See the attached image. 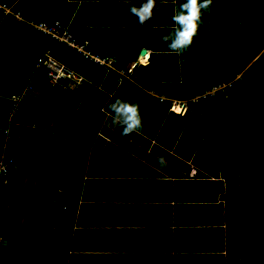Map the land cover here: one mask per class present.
Here are the masks:
<instances>
[{
  "label": "trees",
  "instance_id": "obj_1",
  "mask_svg": "<svg viewBox=\"0 0 264 264\" xmlns=\"http://www.w3.org/2000/svg\"><path fill=\"white\" fill-rule=\"evenodd\" d=\"M32 1L33 7L30 6ZM63 2L0 0V88L6 95L20 89L27 77L26 70L47 46L59 64L82 75L90 85V88L87 86L90 96L83 101L61 85H50L40 74L38 82L42 91L37 102L21 106L26 113L34 112V126L24 122L16 127L20 138L28 137L29 140H10L14 160L22 165L29 159V164L50 174L67 163L83 165L91 141L102 142L118 151L119 148L109 141L132 140L142 141V151L149 150L148 160L153 163L156 162L155 154L168 158L167 152L171 150L180 158L178 164L184 165L185 159L191 156L192 164L198 166L200 163L212 178L219 165L224 163L229 169L230 164L242 181V198L246 190L244 199L235 190L223 196L225 217L231 220L227 227L232 229L231 238L237 241V223L243 222L245 216L252 221L251 218L264 214V109L254 110L251 105L258 91L264 94V66L258 74L250 72L248 67L244 69L247 50L253 49L255 54L264 46V0H213L211 13L203 16L199 35L182 60L170 54L160 39L167 32L161 25L171 23L172 13H159L154 22H145V27L129 20L131 14L127 13L123 18L127 19L124 21L127 27L122 30L132 35L119 36L108 57L120 64L122 60H130L137 46L148 45L151 50L148 62L130 72L129 79L82 59L59 42L49 45L47 36L3 14V8H8L25 20L51 23L57 19L62 25L71 17L69 30L77 22L86 28H106L110 23L122 25L120 19L124 14L119 17L118 13L73 14L70 13L73 0H66L65 7L60 8ZM182 2L177 0V3ZM81 33L72 32L79 41L85 40ZM205 72L209 73L208 77ZM236 74L239 75L234 78ZM245 79L251 80L248 86ZM227 82L228 85L214 89L210 95L204 94ZM148 89L164 92L168 98L184 100L185 113L179 115L169 111L167 102L161 103L147 95ZM118 97L139 105L143 135L122 137L121 129L111 124L107 105ZM103 107L104 112L101 111ZM51 113L59 118L54 132L37 129L46 124V115ZM3 124L0 109V127ZM149 142L152 144L148 146ZM60 144L64 146L63 151L59 149ZM25 146L27 156L22 155ZM121 147L126 149L127 146ZM94 150H97L95 146ZM17 173L21 175L23 170L20 168ZM228 179H223L226 191L230 188ZM204 185L221 191L222 183L215 178L205 181ZM249 185L252 191L247 195ZM233 199L235 203L231 202Z\"/></svg>",
  "mask_w": 264,
  "mask_h": 264
},
{
  "label": "crops",
  "instance_id": "obj_2",
  "mask_svg": "<svg viewBox=\"0 0 264 264\" xmlns=\"http://www.w3.org/2000/svg\"><path fill=\"white\" fill-rule=\"evenodd\" d=\"M143 2L135 0L137 7ZM65 5L66 0L60 8ZM156 7L160 11L154 10L153 17L146 22H154L159 13H172V0L164 5L157 0ZM127 9L124 0H73L70 13H118V17L124 14L120 19L122 25L110 23L106 28H86L77 22L69 30V17L66 26L74 34L84 31L81 34L88 51L103 52L108 57L119 36L132 35L122 30L127 27L124 22L127 19H123L130 14ZM7 13L15 12L3 8V14ZM129 16V20L137 21V17ZM150 51L148 45L137 46L130 61L137 58L140 62L139 58L144 57L141 54ZM124 61L128 60L121 63ZM245 81L248 86L251 80ZM1 89L2 110L1 100L6 95ZM31 113L17 119L15 139L29 140L20 138L16 127L27 123ZM45 120L46 124L37 129L50 130L52 134L59 118L51 113ZM109 142L119 152L102 142L91 141L83 165L67 163L50 174L45 169H40L45 174L39 171L35 175V171L9 174L7 185L0 186V222L5 227L0 237L8 257V246L21 235L25 247L17 253L18 264H264V259L259 258L264 247L255 228L257 222L239 221L235 231L237 241L231 238L232 229L227 227L231 220L225 217L223 196L235 190L241 197L242 189L234 166H227L229 169L224 163L218 166L215 178L222 185L221 191H215L204 185L215 178L200 163L194 166L191 156L181 165L177 163L180 158L169 150L165 158L167 167L161 170L156 162L148 160L149 150L142 151V141ZM9 145L14 152L10 141ZM59 149L63 151L64 146L60 144ZM26 151L27 146L23 156H27ZM223 179L229 180L227 191ZM246 188L250 195L251 186ZM244 197L246 190L241 198ZM3 251L0 250L1 257Z\"/></svg>",
  "mask_w": 264,
  "mask_h": 264
},
{
  "label": "built area",
  "instance_id": "obj_3",
  "mask_svg": "<svg viewBox=\"0 0 264 264\" xmlns=\"http://www.w3.org/2000/svg\"><path fill=\"white\" fill-rule=\"evenodd\" d=\"M7 14H10L14 21H23L29 25L31 29L37 31L41 35L47 36L49 45H51L53 42H59L69 50L74 51L81 58L90 61L91 63L110 68L119 76L128 78V74L136 67L135 63L131 64L129 62L130 64H128V61H124L125 63L122 64L120 62V64H118L113 58L107 57L102 52L88 51L87 42L85 40H77L76 37L67 29V26L62 25L57 19H54L51 23H46L42 21L23 20L18 12ZM146 59H148L147 56L143 57L142 62H145ZM39 71H42V73L49 79L51 84H63L71 92L77 89L75 85L81 86L84 81L79 75H73L69 69L65 68L53 57H51L48 46L40 51L31 68L27 71L26 81L20 90L10 97H5L4 101L1 102V106L6 114V126L0 129V183L5 182V177L8 172L15 170L18 167V165L13 160L9 145L12 134L11 124H15L16 119H18L19 116L27 115V113L21 108V105L24 102H36V96L41 89L36 83L37 73ZM68 77L75 79V83L64 81V79ZM220 87L221 86L219 85L211 90H206L204 94L210 95L214 89L216 90ZM146 93L148 96L155 98L159 102L169 99L171 105L176 106L178 104L180 107H182L181 111L184 110V100L170 99L165 93L158 92L154 89H148ZM89 95L90 92L88 88L83 87L80 92V97H89ZM197 97L198 96H195L194 98ZM34 118V113H31L28 121L30 127L34 126Z\"/></svg>",
  "mask_w": 264,
  "mask_h": 264
},
{
  "label": "clouds",
  "instance_id": "obj_4",
  "mask_svg": "<svg viewBox=\"0 0 264 264\" xmlns=\"http://www.w3.org/2000/svg\"><path fill=\"white\" fill-rule=\"evenodd\" d=\"M117 2H118V0H117ZM124 2L126 4H128V9H127L128 12L131 15H134L135 17H137V24L141 27L145 24L146 21H148L150 18L153 17L154 10L156 12L160 11V8L156 7L157 0H144V2L139 7L136 6L135 0H124ZM167 2H168V0H159V3L161 5H164ZM212 3H213V0H183L182 3H177V0H172L173 10H172L171 16L169 17V19L171 20V23L161 25L162 28L167 29V32H166V34H164L160 37L161 41L166 45V48L170 54H174L179 59L182 60L184 54L188 52L191 45L193 44L194 39L199 35V29L204 24L203 16L206 13L207 14L211 13V7L210 6L212 5ZM8 15H10V14H8ZM23 20H25V19H23ZM26 21H28V20H26ZM18 22L25 23L23 21H18ZM50 55H51V53H50ZM142 55L144 57H146V56L148 57V59H146L145 62H142L143 61L142 58H139L140 62L137 60V58L133 59L132 61H130V60L128 61L131 64H133V63L136 64V67L133 70L137 69L140 66L145 65L148 62L149 53H142L141 56ZM51 57H53V56L51 55ZM31 66L26 70V73L31 68ZM67 69H69V68H67ZM69 70L71 71V73L73 75L74 74L79 75L84 80L81 86L75 85L77 87V89L73 90V92L69 91L67 89V87L63 84H51L49 79L42 73V71H39L37 73L36 83H37V85H39L38 78H39L40 74L44 75L46 77V79L49 81L50 85H61L63 89L67 90L71 94L76 95L79 100L86 101L88 96L80 97V92H81V89L83 87H87L86 86L87 81L85 80V78L82 75L73 72L71 69H69ZM64 81L69 82V83H75V79H73L72 77L65 78ZM219 85L221 86L220 88H222L224 85H228V82L226 84H223V83L218 84V86ZM40 88L41 89L36 96V102H37L38 96H40V93L42 91L41 86H40ZM220 88H218V89H220ZM18 91H16V92H18ZM16 92H14L10 95L5 94L6 95L5 97H10L13 94H15ZM4 98L1 100V102L4 101ZM170 99H172V98H170ZM163 102L168 103V110L169 111L174 112V113L179 114V115H182L185 113V107H184V110L181 111L182 107H180L178 104L176 106L171 105L169 99H167ZM163 102H161V103H163ZM24 103H27V102H24ZM24 103L22 105H24ZM28 103H30V102H28ZM35 103H30V104H35ZM2 110H3V116H4V124H3V126L0 127V129H2L6 126V114H5V111L3 108H2ZM107 110L110 113L111 124L116 126V127H119L121 129L120 135L122 137L128 136L129 134L143 135V120H142V116L140 114L139 105L137 103L129 102L127 100H123V99L118 97L113 102H111L107 105ZM101 111L102 112L105 111L104 107L101 109ZM16 121H17V119H16ZM15 126H16V123L11 124L12 134H11L10 140H13V132L15 130ZM11 154L13 156V152H11ZM13 160H14V158H13ZM15 163L18 165V167L15 170H11L10 172H8L6 174L5 182L0 183V186L7 185V180H8L9 174L14 173V172L17 173V171L20 168L23 170L24 173L30 172V171H39V172L45 174V171L38 170L36 167L31 166L29 164V162L27 164H22V165L20 163H18L17 161H15ZM156 163H157L158 168H160L161 170H163L167 167V161H166L165 157H163V156H157ZM0 244H2V238L1 237H0ZM3 257H6V256L3 254ZM1 262H3L2 264H5L4 259H2Z\"/></svg>",
  "mask_w": 264,
  "mask_h": 264
},
{
  "label": "rangeland",
  "instance_id": "obj_5",
  "mask_svg": "<svg viewBox=\"0 0 264 264\" xmlns=\"http://www.w3.org/2000/svg\"><path fill=\"white\" fill-rule=\"evenodd\" d=\"M252 52H253V49L247 50V60H246V63L244 65V69L248 67L247 69L250 72H252L254 74H258L257 72L260 73L261 68L264 66V47L256 50L255 54H253ZM128 64H130V63L128 62ZM208 74H209L208 72H205L204 75L206 77H208ZM86 86H88L90 88V85L86 84ZM257 93H258V95H256L254 97L256 99L251 100V105H252V108L254 110H262V109H264V97H262L261 95H264V94L263 93L260 94V91H258ZM14 133H15V130L13 132V138L15 139L16 135ZM16 138H18V137L16 136ZM228 166H230V164H228ZM252 217H254V216H252ZM251 219L256 220V222L258 224L255 228L257 229V233L260 236L259 238L262 241V244H260V245L263 248L264 247V214L259 215L258 217H255V218H251ZM244 221H245V223H248L250 221L249 217L245 216L243 222ZM0 224H1L0 225V231L2 229L1 232L3 233L5 227L2 225L1 222H0ZM14 233H15V230L12 229L10 234L13 235ZM29 233H31V232H29ZM20 236L21 235H17L16 239H13V241L11 242V245L8 246V251L10 252L9 257L7 256L8 254H5V252L3 251L4 245L0 244V250H2L3 254L8 257V260H10V261H8L7 257H1L0 256V264L3 263V262H1L2 259H4L5 264H18L17 259H16L17 253H19V250H22L25 247L24 246L25 244L23 242V238L21 239ZM259 258L264 259V254Z\"/></svg>",
  "mask_w": 264,
  "mask_h": 264
}]
</instances>
